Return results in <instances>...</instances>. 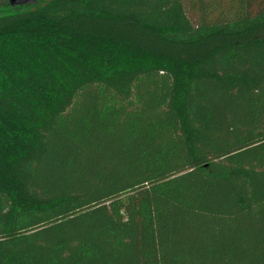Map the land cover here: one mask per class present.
Here are the masks:
<instances>
[{
	"label": "trees",
	"instance_id": "16d2710c",
	"mask_svg": "<svg viewBox=\"0 0 264 264\" xmlns=\"http://www.w3.org/2000/svg\"><path fill=\"white\" fill-rule=\"evenodd\" d=\"M0 264H264V0H2Z\"/></svg>",
	"mask_w": 264,
	"mask_h": 264
},
{
	"label": "rangeland",
	"instance_id": "374dc122",
	"mask_svg": "<svg viewBox=\"0 0 264 264\" xmlns=\"http://www.w3.org/2000/svg\"><path fill=\"white\" fill-rule=\"evenodd\" d=\"M11 4H18V3H23V2H33L34 0H7ZM0 3H2V0H0Z\"/></svg>",
	"mask_w": 264,
	"mask_h": 264
}]
</instances>
